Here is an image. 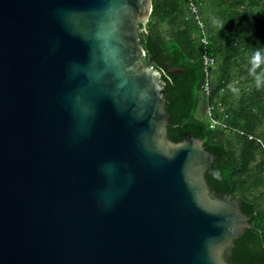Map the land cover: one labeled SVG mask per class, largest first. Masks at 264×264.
Listing matches in <instances>:
<instances>
[{
    "label": "water",
    "instance_id": "95a60500",
    "mask_svg": "<svg viewBox=\"0 0 264 264\" xmlns=\"http://www.w3.org/2000/svg\"><path fill=\"white\" fill-rule=\"evenodd\" d=\"M151 0H0V264H232L243 201L167 138Z\"/></svg>",
    "mask_w": 264,
    "mask_h": 264
},
{
    "label": "trees",
    "instance_id": "16d2710c",
    "mask_svg": "<svg viewBox=\"0 0 264 264\" xmlns=\"http://www.w3.org/2000/svg\"><path fill=\"white\" fill-rule=\"evenodd\" d=\"M151 2L149 20L140 27L141 46L144 62L159 69L170 84L165 92L167 138L179 142L193 134L215 155L206 172L210 189L241 199L249 223L233 240L228 261L264 264V156L257 141L264 143V86L248 71L252 54L264 49V0H197L204 33L187 12V0ZM203 35L205 46L200 43ZM204 52L216 61L210 69V102L224 104L227 129H212L206 116H198L204 103Z\"/></svg>",
    "mask_w": 264,
    "mask_h": 264
},
{
    "label": "built area",
    "instance_id": "2783aa9c",
    "mask_svg": "<svg viewBox=\"0 0 264 264\" xmlns=\"http://www.w3.org/2000/svg\"><path fill=\"white\" fill-rule=\"evenodd\" d=\"M186 9L187 12L192 15L194 21L202 30V33H204L203 20L201 18V13L197 0H187ZM200 43H202L204 46L207 44V39L204 35L200 38ZM202 65L204 72V78L201 84V94L204 98V103H202L201 105L202 111L208 120L210 128L216 129L221 127L227 129L228 126L225 123V119L227 118L228 114L226 112L224 104L221 101H218L216 105L210 102L213 84L212 72L210 71V69L216 65V61L213 57L209 56L206 52H204L202 55ZM216 112L219 117L216 116ZM249 137L252 138V136ZM257 141L260 146H262V152L264 156V143L260 139H257Z\"/></svg>",
    "mask_w": 264,
    "mask_h": 264
},
{
    "label": "clouds",
    "instance_id": "9594fccd",
    "mask_svg": "<svg viewBox=\"0 0 264 264\" xmlns=\"http://www.w3.org/2000/svg\"><path fill=\"white\" fill-rule=\"evenodd\" d=\"M220 23L221 21H216ZM251 67L248 69L249 75L253 77L258 86H264V49H257L251 56L249 61ZM231 87V86H230ZM232 91L238 92L236 87H232Z\"/></svg>",
    "mask_w": 264,
    "mask_h": 264
},
{
    "label": "rangeland",
    "instance_id": "374dc122",
    "mask_svg": "<svg viewBox=\"0 0 264 264\" xmlns=\"http://www.w3.org/2000/svg\"><path fill=\"white\" fill-rule=\"evenodd\" d=\"M198 116L199 117H201V118H203V119H205L204 117H205V115H204V113H203V111H202V106L199 108V110H198Z\"/></svg>",
    "mask_w": 264,
    "mask_h": 264
},
{
    "label": "flooded vegetation",
    "instance_id": "af4514ba",
    "mask_svg": "<svg viewBox=\"0 0 264 264\" xmlns=\"http://www.w3.org/2000/svg\"><path fill=\"white\" fill-rule=\"evenodd\" d=\"M229 262V261H228Z\"/></svg>",
    "mask_w": 264,
    "mask_h": 264
}]
</instances>
